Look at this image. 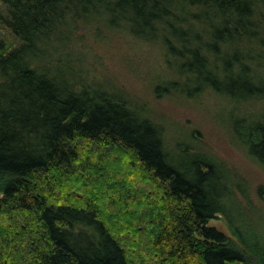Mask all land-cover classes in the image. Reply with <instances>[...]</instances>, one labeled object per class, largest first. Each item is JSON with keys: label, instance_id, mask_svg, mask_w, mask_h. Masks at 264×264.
I'll list each match as a JSON object with an SVG mask.
<instances>
[{"label": "trees", "instance_id": "16d2710c", "mask_svg": "<svg viewBox=\"0 0 264 264\" xmlns=\"http://www.w3.org/2000/svg\"><path fill=\"white\" fill-rule=\"evenodd\" d=\"M0 5L15 38H0V264H264L248 182L171 145L144 105L90 73L83 44L86 30L156 43V93L264 102V0ZM229 115L230 140L264 169V109Z\"/></svg>", "mask_w": 264, "mask_h": 264}, {"label": "rangeland", "instance_id": "374dc122", "mask_svg": "<svg viewBox=\"0 0 264 264\" xmlns=\"http://www.w3.org/2000/svg\"><path fill=\"white\" fill-rule=\"evenodd\" d=\"M1 6V5H0ZM83 44L87 66L94 76L103 82L115 85L144 105L149 116L162 123L170 144L191 142L227 164L244 178L251 190V197L258 207L264 204V169L252 161L230 140L233 129L230 111L264 109V102H253L237 106L214 93H206L196 98L165 95L155 87L164 74L165 60L160 47L154 42L134 39L121 31H106L96 35L85 31ZM0 38L14 41L12 33L0 26ZM106 80V81H105ZM180 93V91H178ZM190 144V143H189ZM212 221L227 231L224 220Z\"/></svg>", "mask_w": 264, "mask_h": 264}]
</instances>
